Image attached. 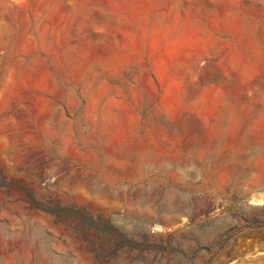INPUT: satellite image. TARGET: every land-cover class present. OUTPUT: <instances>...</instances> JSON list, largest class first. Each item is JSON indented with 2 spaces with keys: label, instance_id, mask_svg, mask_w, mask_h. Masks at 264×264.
<instances>
[{
  "label": "rangeland",
  "instance_id": "374dc122",
  "mask_svg": "<svg viewBox=\"0 0 264 264\" xmlns=\"http://www.w3.org/2000/svg\"><path fill=\"white\" fill-rule=\"evenodd\" d=\"M0 264H264V0H0Z\"/></svg>",
  "mask_w": 264,
  "mask_h": 264
},
{
  "label": "trees",
  "instance_id": "16d2710c",
  "mask_svg": "<svg viewBox=\"0 0 264 264\" xmlns=\"http://www.w3.org/2000/svg\"><path fill=\"white\" fill-rule=\"evenodd\" d=\"M258 226V225H257Z\"/></svg>",
  "mask_w": 264,
  "mask_h": 264
}]
</instances>
